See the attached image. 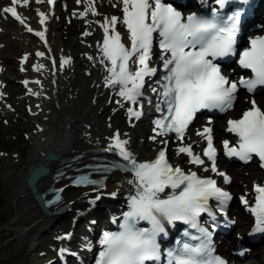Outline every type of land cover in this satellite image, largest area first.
I'll list each match as a JSON object with an SVG mask.
<instances>
[{
    "label": "snow or ice",
    "instance_id": "1",
    "mask_svg": "<svg viewBox=\"0 0 264 264\" xmlns=\"http://www.w3.org/2000/svg\"><path fill=\"white\" fill-rule=\"evenodd\" d=\"M19 2L12 0L13 6L4 8L3 12L10 13L24 24L15 7ZM39 2L41 0H37ZM80 2L77 0V3ZM48 3L52 4L54 0H48ZM110 3L112 7L120 6L122 16H104L100 23L104 35L98 48L102 54L99 63L104 65L106 72L104 85L118 87L117 94L124 101L137 105L139 98L144 95L146 78L151 79L157 73V68L151 66L150 62L154 43L158 45L164 75L148 87L158 96L155 107L161 116L154 121L155 135L150 139L155 141L157 137L175 133L181 141L176 150L177 155L186 154L190 158L189 163L204 165V159L193 152L192 145L182 143L185 132L202 109L227 112L233 108L240 88L253 93L258 87H264V36L250 39L248 46L239 52V66L250 70L251 75L231 80L222 74L220 64L216 61L237 54L240 11L225 19L214 9L211 18H208L197 13L184 16L166 0H110ZM216 3L224 8L229 0H216ZM27 4L28 0H23V5ZM84 4L85 11L80 13L81 17L89 12L93 16L98 15L94 0H84ZM39 16L40 23L44 24L45 14L40 12ZM117 25H121L123 31L118 30ZM25 27L29 32L33 31L31 27ZM45 31H37L35 35L45 40ZM84 35L90 33L85 32ZM37 55L43 56L44 53L38 52ZM88 59L94 58L89 56ZM68 63L70 59H63L61 67ZM43 67L36 66L35 70L39 71ZM148 102L151 103V100ZM250 103L251 107L239 119L227 121L226 131L234 133L238 143L230 146L229 141L224 140L223 148L227 156L237 157L244 162L251 161L253 156L258 157L260 166L264 167V110L255 99ZM142 107V104L139 109L129 107V118L139 119ZM211 123L209 119L208 124ZM196 135L207 142L203 156L211 161V171L223 177L226 183L230 182V178L224 172H219L216 166L217 150L213 144V128L205 126ZM128 143L127 139H121L117 131L111 143L103 149L116 153L125 162L124 170L130 171L134 177L129 183L134 185L135 194L129 196L130 210L124 214L120 226L122 230L103 233L99 241L102 250L96 264H151L160 261V240L167 235V226L177 221L196 229L200 235L190 236V239L198 240L199 243L193 245L184 242L178 248L168 250L167 264H226L225 260L213 254L210 234L200 225L198 218L201 213L210 212L211 198L224 204L232 199L230 193L218 187L215 180L201 178L196 172L186 173L178 165L170 163L167 140L160 141L164 147L158 150L155 159L144 162H139L128 150ZM204 171H208V168ZM77 183L97 182L85 175L79 177ZM166 189H171V192L166 194ZM255 192V206L250 208L255 216L252 231L264 233V187L255 186ZM112 195L115 196V193ZM241 202L248 204L243 196ZM140 221H146L150 227H137ZM60 238H70V234ZM59 251L64 254L69 250L61 248Z\"/></svg>",
    "mask_w": 264,
    "mask_h": 264
},
{
    "label": "bare ground",
    "instance_id": "2",
    "mask_svg": "<svg viewBox=\"0 0 264 264\" xmlns=\"http://www.w3.org/2000/svg\"><path fill=\"white\" fill-rule=\"evenodd\" d=\"M42 26L48 27V24ZM54 28V25L49 27L53 31ZM60 53H63L62 48L55 47L54 57H57ZM51 65L56 67L57 72V84L55 85L56 98L54 99L55 109L50 116V120L53 122H50L48 130L44 132L47 140L41 145L38 157L33 159L32 169L43 160L47 153H52L55 156L61 155L62 157L73 153L75 150L92 148V144L108 142L109 138L119 131L114 114H109L110 110L107 114L103 99L100 97L103 95L105 89L102 88V83L99 80L94 79L88 85L83 86L79 82L80 76L76 73L77 65L73 56L70 57V63L63 67L57 64L56 61H52ZM95 98H98L96 106L92 104ZM106 116L107 120L105 121ZM90 125H93V128L88 129ZM56 164L55 162H51L46 164V166L53 170ZM49 182L50 180L46 178L41 180L38 190H44ZM119 182L123 181L119 180ZM64 183L66 182H62V184ZM110 185L113 189L116 187L112 183ZM19 190L21 191V189ZM83 192L85 190L67 191L65 193L66 203L75 200ZM48 199L46 198V200ZM21 202L23 205L19 209L21 215L18 217L20 219L17 222V237L20 236L22 239H25L32 229L37 226L41 228L40 230L49 227V224L40 225L46 219L42 217L39 207L30 194L25 195ZM239 225H243L241 219L239 220ZM241 229L243 228L239 230ZM36 244L37 241L33 245L35 246ZM256 263L257 261L255 260L254 264Z\"/></svg>",
    "mask_w": 264,
    "mask_h": 264
},
{
    "label": "rangeland",
    "instance_id": "3",
    "mask_svg": "<svg viewBox=\"0 0 264 264\" xmlns=\"http://www.w3.org/2000/svg\"><path fill=\"white\" fill-rule=\"evenodd\" d=\"M24 46L21 44L17 45V48L21 50ZM19 53H14L18 55ZM245 105L242 103L240 110ZM33 121L29 119V122H26V126H31ZM27 130V128H25ZM11 138L10 145L7 147L8 154L0 153V193L1 201L5 203L6 215V224L0 228V251L2 250L1 257L4 260L11 259L15 255L26 249V254L30 255L29 260L26 258H21L22 261H15L11 264H28L30 261H36L37 251L43 247V242L46 239L48 234L47 230L41 231L38 238L37 230L34 229L27 238L22 239L20 236H16L18 230L17 222L20 218L19 209L22 205L21 199H19L21 192L17 191L18 188L22 189V177L30 171L29 163L32 161V155L35 154L34 147L39 148L42 144V139L38 137L34 139L32 143H28L22 139L18 141L12 135H7L6 132L0 133L1 137ZM9 136V137H8ZM11 136V137H10ZM17 136V135H15ZM23 136H20L22 138ZM41 139V140H40ZM16 152H19L23 157L27 156L29 160L20 168H13V164L18 160V155ZM25 152V153H23ZM2 206V205H1ZM34 238V239H33ZM37 241V244H33ZM260 261L258 259L257 263Z\"/></svg>",
    "mask_w": 264,
    "mask_h": 264
},
{
    "label": "trees",
    "instance_id": "4",
    "mask_svg": "<svg viewBox=\"0 0 264 264\" xmlns=\"http://www.w3.org/2000/svg\"><path fill=\"white\" fill-rule=\"evenodd\" d=\"M0 215H1V205H0Z\"/></svg>",
    "mask_w": 264,
    "mask_h": 264
},
{
    "label": "water",
    "instance_id": "5",
    "mask_svg": "<svg viewBox=\"0 0 264 264\" xmlns=\"http://www.w3.org/2000/svg\"><path fill=\"white\" fill-rule=\"evenodd\" d=\"M51 159H53V158H51Z\"/></svg>",
    "mask_w": 264,
    "mask_h": 264
}]
</instances>
